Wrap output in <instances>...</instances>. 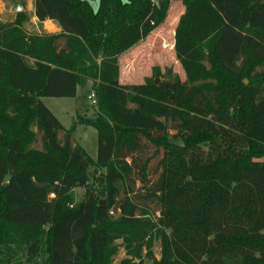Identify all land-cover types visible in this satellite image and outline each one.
<instances>
[{"label":"trees","instance_id":"trees-1","mask_svg":"<svg viewBox=\"0 0 264 264\" xmlns=\"http://www.w3.org/2000/svg\"><path fill=\"white\" fill-rule=\"evenodd\" d=\"M170 1L33 0L59 33L0 26V264H110L113 238L139 248L145 209L162 229L153 264H264V0H180L185 79L154 68L157 83H119V55ZM88 81L97 113L77 119L96 130L95 159L41 101ZM92 166L107 195L72 205Z\"/></svg>","mask_w":264,"mask_h":264},{"label":"rangeland","instance_id":"rangeland-1","mask_svg":"<svg viewBox=\"0 0 264 264\" xmlns=\"http://www.w3.org/2000/svg\"><path fill=\"white\" fill-rule=\"evenodd\" d=\"M21 3V11H13L14 3ZM32 0H0V26L20 20V25L27 33H52L56 34L53 24L47 22L41 24L29 9ZM180 0H172L169 3L165 21L156 27L146 38L136 43L130 49L118 57L119 83L132 84L142 83L145 78L163 77L154 75V68L164 72L169 68L172 73L178 75L181 80L185 79L184 72L178 64L173 49V32L178 17L183 11ZM91 81L77 89L75 97H44L42 102L50 109L60 124L65 129H71L73 140L78 143L92 158H96V130L90 124L79 123L77 117L94 118L97 113L96 104L91 102ZM176 129L168 130L169 139L179 137ZM177 136V137H176ZM264 161V157L261 158ZM105 169L92 166L88 169V184L86 187L75 188L72 194V205L83 200L88 194H98L102 189L107 195L105 188ZM138 185V183H136ZM123 191H120V197ZM155 215L150 209L137 214L142 221V229L138 234L139 248L127 245V239L122 236L113 238L110 247L113 251L110 264H119L123 259H130L131 264H153L159 259V237L162 229L156 225ZM117 213H113L116 219ZM13 264H31L25 261L24 255L18 254L17 261Z\"/></svg>","mask_w":264,"mask_h":264},{"label":"water","instance_id":"water-1","mask_svg":"<svg viewBox=\"0 0 264 264\" xmlns=\"http://www.w3.org/2000/svg\"><path fill=\"white\" fill-rule=\"evenodd\" d=\"M88 1L91 2V3H94L96 0H88ZM22 9H23L22 4L18 3V2L14 3V5L12 7L13 11H21ZM154 82L157 83L158 79L156 78L154 80ZM90 119L94 120V118H90ZM167 142H168L169 145H172V146H175V147H178V148H182V147L185 146L184 141L182 140L181 137H177L175 139H169ZM9 181H10V175L7 173L5 175V177L3 178V183H8ZM104 195H105V191H104V189H102L100 191V196L103 197Z\"/></svg>","mask_w":264,"mask_h":264},{"label":"crops","instance_id":"crops-1","mask_svg":"<svg viewBox=\"0 0 264 264\" xmlns=\"http://www.w3.org/2000/svg\"><path fill=\"white\" fill-rule=\"evenodd\" d=\"M30 7H29V9L30 10H32L33 11V0H32V2H31V5H29ZM35 17V16H34ZM35 19H36V17H35ZM37 20V19H36ZM38 21V20H37ZM47 22H49V23H51V24H53V26H54V29H55V31H56V33H59L60 32V27L55 23V22H53V21H51V20H49V19H46V20H44V21H39V23H41V24H46ZM78 88H80V87H78ZM77 88V89H78ZM76 94H77V91H76ZM76 96V95H75ZM74 96V97H75ZM41 101H42V98H41Z\"/></svg>","mask_w":264,"mask_h":264},{"label":"built area","instance_id":"built-area-1","mask_svg":"<svg viewBox=\"0 0 264 264\" xmlns=\"http://www.w3.org/2000/svg\"><path fill=\"white\" fill-rule=\"evenodd\" d=\"M90 99H91V102H92L93 104H96V101H95V99H94L93 93L91 94Z\"/></svg>","mask_w":264,"mask_h":264}]
</instances>
